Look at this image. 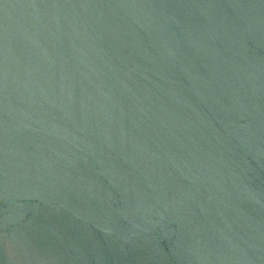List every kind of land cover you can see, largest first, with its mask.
Here are the masks:
<instances>
[{
    "label": "water",
    "instance_id": "1",
    "mask_svg": "<svg viewBox=\"0 0 264 264\" xmlns=\"http://www.w3.org/2000/svg\"><path fill=\"white\" fill-rule=\"evenodd\" d=\"M0 264H264V0H0Z\"/></svg>",
    "mask_w": 264,
    "mask_h": 264
}]
</instances>
